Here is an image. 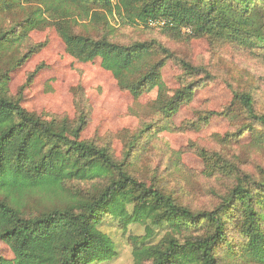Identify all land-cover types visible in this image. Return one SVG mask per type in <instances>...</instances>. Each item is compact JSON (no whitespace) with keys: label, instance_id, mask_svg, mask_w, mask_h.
<instances>
[{"label":"trees","instance_id":"1","mask_svg":"<svg viewBox=\"0 0 264 264\" xmlns=\"http://www.w3.org/2000/svg\"><path fill=\"white\" fill-rule=\"evenodd\" d=\"M1 15L14 19L0 21V242L14 257H0V264L110 261L116 247L100 230L108 219L122 233L129 225L143 227L144 234L131 239L132 264H264L263 168L237 177L212 210L193 212L125 167L162 126L174 130L171 118L192 100L200 70L176 61L156 39L120 43L110 24L117 16L124 25L144 32L158 27L170 38L188 30L191 39L249 51L264 62V0H0ZM46 27L69 57L99 58L100 68L133 99L158 89L154 117L130 137L123 161L107 146L80 140L89 111L81 87L73 94L74 121L42 118L8 94L9 73L42 48L29 44V33ZM168 60L183 72L172 96L161 78ZM232 96L230 107L239 105L248 122L237 134L264 129L251 94L232 88ZM207 120L199 116L189 129ZM38 201L42 210L34 207Z\"/></svg>","mask_w":264,"mask_h":264},{"label":"rangeland","instance_id":"2","mask_svg":"<svg viewBox=\"0 0 264 264\" xmlns=\"http://www.w3.org/2000/svg\"><path fill=\"white\" fill-rule=\"evenodd\" d=\"M11 16L1 15L0 21L9 22L14 19ZM110 24L120 43L156 39L176 61L200 70L192 100L181 105L171 118L174 130L162 126L144 147L128 157L125 167L140 181L156 186L193 212L212 210L236 185L237 177L256 175L257 169H264V129L252 127L237 134L248 122L239 105L230 107L232 88L247 91L255 111L264 115V62L249 51L234 52L224 45L212 46L205 39H191L188 30H182L180 38H170L161 36L153 22L150 26L157 28L150 32L124 25L117 16L110 19ZM28 39L31 46L42 48L9 73L8 94L19 96L26 110L42 118L64 116L74 121L73 94L81 87L89 111L80 140L107 146L117 161H123L130 137L141 130L142 122L154 117L152 107L158 89L133 99L129 92L120 90L108 71L100 68L99 58L91 63L69 57L52 27L33 31ZM175 60H168L161 69L168 96L181 87L183 77ZM226 109L227 114L220 115ZM199 116L208 120L198 129H189ZM42 206L35 202L36 210H42ZM100 230L116 247L115 257L101 264H132L131 239L142 236L143 227L129 225L122 233L118 224L108 219ZM0 257H14L2 242Z\"/></svg>","mask_w":264,"mask_h":264}]
</instances>
